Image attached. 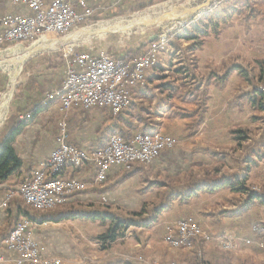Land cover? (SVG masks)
<instances>
[{
	"label": "crops",
	"instance_id": "obj_1",
	"mask_svg": "<svg viewBox=\"0 0 264 264\" xmlns=\"http://www.w3.org/2000/svg\"><path fill=\"white\" fill-rule=\"evenodd\" d=\"M68 1L78 12L83 11L79 0ZM145 1L148 0H85L94 12L104 13L125 10ZM8 13L31 15L33 10L25 0H0V34L5 29L2 17ZM183 47L181 49L187 51ZM170 57L168 49L160 54L157 65L146 73V85L131 88L134 102L118 119L104 107L65 109L60 99L48 100L47 93L53 84L59 88L66 75L56 74L53 81L45 82L53 76L50 72L32 92L27 89V94L16 97L19 119H14L0 133V142L3 134L24 119L25 113L49 103L23 127L14 142L22 168L0 181V254L3 256L0 264H19L18 252L8 247L4 239L22 222L27 223L25 236L38 244L42 256L59 255L67 260L66 264H264V245L252 230L256 224H264V217L252 214L255 204L245 206L242 183L236 187L212 188L221 177L232 175L241 179L246 175L245 168H238L239 164L244 166L243 156L239 160L224 154L236 150L238 157L239 147H244L245 140H238L230 128L232 125L228 124V112L238 111L239 103L236 101L230 110L229 94H208L203 99L202 94H190L187 87L184 94H167L172 90L165 74L172 63ZM160 83L168 86L162 93ZM62 119L67 120V141L86 151L105 147L115 131L130 141L137 132L157 128L155 132L175 137L179 142L164 149L149 164L110 166L104 181L97 180L98 169L94 162L89 161L78 169L68 165L59 175L82 180L86 188L71 195L64 205L38 210L18 191L36 171L49 173L44 162L59 145ZM213 148L221 149L220 154H214ZM257 160L258 163L251 160L254 168L260 167ZM220 163L230 165L226 166L227 170L222 169L217 179H212V174L205 176V168L212 171ZM203 182L207 187L197 190ZM192 190L196 193L188 197ZM12 191L15 195L5 206L7 194ZM172 192L174 196L168 202L167 197ZM161 204L168 205L150 224L154 210ZM185 218L198 221L209 237L197 238L183 248L172 247L166 240L168 231L175 230L179 220ZM116 219L128 225L105 247L100 237L110 230ZM229 241L235 242L236 247L226 248ZM198 253L203 254L202 259Z\"/></svg>",
	"mask_w": 264,
	"mask_h": 264
},
{
	"label": "rangeland",
	"instance_id": "obj_2",
	"mask_svg": "<svg viewBox=\"0 0 264 264\" xmlns=\"http://www.w3.org/2000/svg\"><path fill=\"white\" fill-rule=\"evenodd\" d=\"M198 1L199 0H148L143 4L134 7H127L125 10L114 9L107 13L95 11L93 16L89 18L86 23L81 24L80 28L87 29L104 22L119 21L120 19H127V21H131L133 24L137 25H132L131 30H113L119 32H109L111 31L109 30L102 34L94 33L88 36L81 34L79 38L80 45H77L73 40L64 42L60 41L57 44L56 39H61L73 32L74 36L77 37V35H75L76 32L85 29L71 30L68 33H62L59 35L50 33L48 34V38L57 44L56 48L38 52L33 56H30L28 59L26 58L22 63L15 80L7 67L0 65V106L3 100L7 99L9 96L6 116L4 122L0 125V133L8 128L14 119L16 120L20 116V110L16 106V97L19 94H27L29 90V92H32L34 87H38L40 82L45 81L44 77L50 74V72L53 73V76H49L45 82L53 81L54 77H57L55 76L56 74L60 76L66 75L68 70L67 63L73 60V56L69 54L70 48L79 52L90 51L94 53H109L113 57L127 54L129 50H135L136 56H138L148 51V48L152 43L151 41L149 42V40L157 38L158 41L160 37H165L166 42L164 47L160 48V54L165 53L167 49L169 50V53L172 54V57H170L172 61L170 69L165 73L172 85V90L168 93L173 94L174 92V94H184V90L187 87L190 94H202L203 99H206L208 94H229L228 108L230 110L233 109V104H235L236 101L239 103L238 111L235 109L228 112V124L229 126L232 125L230 128L236 138L240 135V130H245L247 138L244 141V147L241 146L238 149V157H236L237 154H235L236 150H230L232 153L227 151L224 154L233 156L230 158H239V160H241V156L244 157V166H241V164L238 163V168H245V176H247V180L245 183H242V185L245 190L246 199L249 194H259L264 197V107H262L264 106V0H243L242 2L246 4L242 9V14L234 12L235 7L242 5H239L237 1L234 3V0H213L212 4L216 1L217 3L213 8H210L211 5L205 7L204 12L199 18L204 15L205 19L208 21L212 19L220 21V32L219 34L211 32L209 35L203 37V45L195 51L189 48L190 43L186 41L183 43H185L184 47L187 48V51L180 49L179 52V49L169 45L167 42L169 35L181 33L183 26L199 19L195 18V13L189 14L188 18L184 19L185 22L179 25L176 29L167 32L164 31V25L160 26V24L157 23L144 27L141 25L138 26L139 19L148 12H152L151 15L156 18L161 13L172 17L174 16L173 14H176V12L179 11V8L177 7L186 5L188 8L193 7ZM165 5L175 6V9L167 8L164 12ZM246 16H249V18L246 19ZM136 17L137 20L134 21L133 19ZM222 17H228L227 22H223L221 20ZM164 23L167 24V20H164ZM34 44H25V46H34ZM142 45L144 46L143 49L137 51ZM7 47H9V45L0 48V52L2 51L0 53L1 59L10 62L22 55L19 52V50L23 48L21 45H10L12 48L9 50ZM27 50L25 52L26 57ZM173 64H175V66ZM178 70H180L179 75L177 74ZM161 72H163V70H161ZM177 81H181L180 84H178ZM55 89L56 84H53V88L47 94H50ZM9 92H11V94H8ZM29 114L30 112L25 113L24 118ZM212 114L215 115V110H213ZM66 121V119H62L59 123L60 127H62V124L64 123L67 128ZM156 134L160 135V132L144 133V136H154ZM114 135H119L123 140H126L121 133H114L110 139ZM67 143L69 142L67 141ZM98 149L101 150L102 148ZM242 149L244 152L241 151ZM220 150L221 149L213 148V153L220 154ZM252 159H254V163H258L257 159L260 160L259 168H254L252 166ZM67 161L66 166L70 165L75 167V164L71 160ZM235 161L236 160H234L233 164L236 166L237 164ZM141 162L142 161H133V164ZM227 165L230 164L220 163L212 171L205 168L204 174L206 177L212 174L214 179L215 177H218V174L222 169L227 170ZM97 169L98 173H100L99 166H97ZM171 181H173V179ZM25 201L33 207L31 202H28L27 199H25ZM253 204L256 206L253 209L252 214L256 217H264V203L256 199L252 205ZM61 205L62 204H55L53 206L44 207L43 210H52ZM182 220L196 221L194 219L185 218L179 220V222ZM196 222L199 223L198 221ZM202 228L204 229L203 226ZM170 231L171 230L168 231V234ZM207 236L208 235H201V238H206ZM166 240L172 247H186L173 245L170 243L168 235ZM198 256L201 259L203 258L202 253H198ZM63 260L64 264H66L67 260L65 258H63ZM172 264L180 263L173 262ZM200 264L206 263L201 262Z\"/></svg>",
	"mask_w": 264,
	"mask_h": 264
},
{
	"label": "built area",
	"instance_id": "obj_3",
	"mask_svg": "<svg viewBox=\"0 0 264 264\" xmlns=\"http://www.w3.org/2000/svg\"><path fill=\"white\" fill-rule=\"evenodd\" d=\"M83 8L78 12L68 0H25L33 10L31 15L8 13L2 17L5 29L0 34V48L9 45L34 44L48 34L59 35L71 30H79L93 16L94 10L79 0ZM165 37L152 42L148 51L130 59L114 58L109 53L76 51L70 48L73 60L67 63L65 80L59 88L52 91L47 99H60L63 108L100 106L116 117L129 108L134 98L131 88L146 85V73L158 63L160 48L164 47ZM59 145L44 162L45 170H38L24 183L18 193L33 202V207L43 210L44 203H67L69 197L86 188V182L75 177L60 176L66 167V160H75L74 169L81 168L91 161L96 166H104V173H97V180L104 181L107 170L112 165L130 166L133 161L149 164L167 148L174 147L178 140L162 133L157 137H144L137 132L128 140L116 139L100 151H86L67 143L66 126L62 124ZM51 174V176L49 175ZM15 195L9 192L4 203ZM26 222L16 225L4 239L5 244L19 254V264H64L60 256L44 257L38 244L28 239L24 232ZM253 231L264 245V224H256ZM201 235H208L202 226L193 220H182L176 230L168 234L169 241L175 246L190 245ZM226 248H235L236 243L229 241ZM3 256L0 254V262Z\"/></svg>",
	"mask_w": 264,
	"mask_h": 264
},
{
	"label": "trees",
	"instance_id": "obj_4",
	"mask_svg": "<svg viewBox=\"0 0 264 264\" xmlns=\"http://www.w3.org/2000/svg\"><path fill=\"white\" fill-rule=\"evenodd\" d=\"M227 1H230V0H227ZM234 1H235L234 3H236V1H237V3L239 5L242 4L239 7L238 6L235 7L234 12H236L238 14H242V9L244 8V5L246 3L242 2L243 0H234ZM248 18H249V16H246V19H248ZM221 20L223 22H227L228 17H222ZM211 32H213L214 34H219V32H220V21H216L213 19L208 21L205 19V16L203 15L198 20L192 21L191 23H188L187 25L183 26L181 29V33L169 35L167 38V42L169 45L175 47L176 49H181L183 42L186 41V42L190 43L189 48L191 50L195 51V50L201 48V46L203 45V41H204L203 37L209 35ZM150 41L155 42V41H157V38L154 40H149V42ZM143 47H144L143 45L140 46L137 51H141L143 49ZM134 55L136 56L135 50H129L127 52V54H122L121 56H114V57L115 58H124V59L128 60L130 58L135 57ZM263 73H264V68H263ZM165 77H163V78H165ZM165 89H168L167 83H165V84L160 83V93H162ZM167 94H170V93L167 92ZM254 103H255V100H254ZM47 106H48V103L45 105L42 104V105L35 107L30 112V114L27 117H25L21 122L16 124V126L11 131L3 134L2 140L0 142V181L7 180L9 177H11L14 173H16L17 171H19L22 168L23 162H22L21 158L19 157V155L15 149L14 142H15L16 138L21 134L23 127L26 126L30 121H32L36 117V115L40 111L45 109ZM262 107H264V106H262ZM126 110H124L123 112L118 114L115 118H117V119L120 118L121 115ZM127 123L130 125L134 124L133 122H127ZM156 129L157 128H154L152 131H148V132L141 131V132H143V133H154ZM115 133H117V132L115 131ZM239 133H240V135L237 136L238 140L242 141V140H245L247 138V136L245 134L246 133L245 130H240ZM212 179H213V177H212ZM246 180H247V176H245L244 178H241V179L236 178L232 175L227 176V177L224 176V177H221L220 179H218L217 185H214L212 188H218V187L227 186V185L236 187L237 184L245 183ZM205 187H207V185L204 184V182H203L202 184H200V186L197 190L205 189ZM195 193H196V191L192 190L188 193L187 196L191 197ZM172 196H174L173 192L171 194H169V196L167 197L168 202ZM256 199H258L262 203H264V197H262L261 195L249 194L247 199H246L245 206L246 207L251 206L252 203H254ZM167 205L168 204H163V205L161 204L159 208L154 210V215L149 220L150 224L154 223L156 221L159 214H161L163 212V210L167 207ZM132 214L133 215H141L142 213L132 212ZM127 225H128V222H126L124 220H121V219L114 220L113 226L110 228V230L107 233L101 235V237H100L104 241L105 247L109 246L110 242L115 241L118 237V232L120 230H122L123 228H125Z\"/></svg>",
	"mask_w": 264,
	"mask_h": 264
},
{
	"label": "bare ground",
	"instance_id": "obj_5",
	"mask_svg": "<svg viewBox=\"0 0 264 264\" xmlns=\"http://www.w3.org/2000/svg\"><path fill=\"white\" fill-rule=\"evenodd\" d=\"M213 2V1H212ZM209 5H206L205 7H207ZM158 8V7H157ZM167 8H172V9H175V6H170V5H165L164 6V12ZM179 8L178 12H176V14H173L174 16H167L166 14L164 13H161L157 18L156 17H153L151 15L152 12H148L147 14H145L143 17H139L140 21L138 22V26H148V25H151L153 23H157V24H160L161 25H164L163 28H164V31L167 32L169 30H174L176 29L179 25L183 24L185 21L184 19L188 18L189 14H192L194 13L193 11H191L192 7H189L186 5V6H182V7H177ZM190 10V11H188ZM204 10V9H203ZM188 11V12H187ZM159 12V11H158ZM170 13V12H169ZM135 17V16H134ZM134 21L137 20V17L133 19ZM164 20H167V24L164 23ZM156 24V25H157ZM132 25H137V24H133L131 21H127V19H120L119 21L118 20H115V21H109V22H104V23H101L97 26H94V27H90V28H87L83 31H79V32H76L75 35H77L76 38H80L81 34L83 35H92L94 33H99V34H102V33H105L109 30L113 31V30H124V29H132ZM142 28V27H141ZM163 31V32H164ZM79 33V34H78ZM48 41H52L50 40L49 38H44L42 39L41 41H38L36 42V45L41 43V42H48ZM54 43V42H52ZM53 45V44H52ZM57 45V44H56ZM55 45V46H56ZM56 48V47H54ZM26 50L27 49H24V48H21L19 50V52L22 54L21 56H19L18 58L12 60V61H6V60H3L0 58V65L2 66H5L7 67L8 71L11 73L13 79L15 80L20 68H21V65L22 63L24 62V60L27 58L26 57ZM28 51V50H27ZM28 53V52H27ZM29 53H32V51ZM13 80V81H14ZM8 94H11V92H9ZM8 101H9V96L7 99H4L3 102L1 103V106H0V125L4 122V119H5V116H6V109H7V104H8ZM156 133V132H155ZM159 134H156L154 136H149V135H146L144 137H157ZM116 139H119V140H123V138L119 135H114L111 139H110V142L108 144V146L113 143ZM107 146V145H106ZM94 151H100V149L98 150H94ZM67 161V160H66ZM74 164H75V160H71ZM68 162V161H67ZM142 163V162H141ZM99 171L100 173H104V166H99ZM28 202H31V200L27 199ZM33 204V202H31ZM55 204L53 203H44L43 204V208L44 207H48V206H53ZM52 208V207H51ZM47 209V208H46Z\"/></svg>",
	"mask_w": 264,
	"mask_h": 264
},
{
	"label": "water",
	"instance_id": "obj_6",
	"mask_svg": "<svg viewBox=\"0 0 264 264\" xmlns=\"http://www.w3.org/2000/svg\"><path fill=\"white\" fill-rule=\"evenodd\" d=\"M212 1L213 0H199L197 3H195V5H193L192 7V11L196 14L195 15V18H199L201 16V14L204 12V8L206 5H211L210 8H213V6L217 3V1L215 3L212 4ZM199 12V13H198ZM82 29H85V28H80L79 30H82ZM109 32H119V31H109ZM56 43L58 44L60 41H70V40H73L76 42L77 45H80L79 43V38H76L74 36V32L71 33V34H68L66 35L65 37H62L61 39H56ZM53 41H48L46 43L44 42H41L39 44H34V46H25V45H21V47L25 48V49H29L28 50V53H27V59L30 57V56H33L34 54L38 53V52H43V51H47V50H50V49H54V47H56V43H52ZM53 44V45H52ZM56 45V46H55ZM29 51L32 53H29ZM1 53V52H0Z\"/></svg>",
	"mask_w": 264,
	"mask_h": 264
}]
</instances>
